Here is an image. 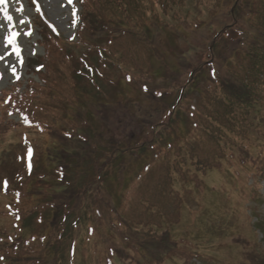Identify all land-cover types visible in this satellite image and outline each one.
I'll return each mask as SVG.
<instances>
[{
    "label": "trees",
    "instance_id": "1",
    "mask_svg": "<svg viewBox=\"0 0 264 264\" xmlns=\"http://www.w3.org/2000/svg\"><path fill=\"white\" fill-rule=\"evenodd\" d=\"M209 1L79 0L82 12L75 43L65 41L36 22L39 28L42 27L40 34L44 40L45 57L30 60L28 68L30 73L39 75L41 83L31 80L23 94L12 90L0 99L5 116H10L13 110L22 116V122L16 124L0 122V132L22 133L21 146L31 134L49 137L50 142L54 143L76 141L77 147L90 144L89 132L93 133V129L83 108L91 104L93 96L85 90L83 81L95 88V76L99 75L103 65L108 64L105 62H110L122 70L128 82L137 77L135 81L141 83L140 74L145 72V83H148L153 78L152 58L157 59L156 55L152 53L148 57V66L144 71L143 62L136 56V49H148V34L152 37L153 30L166 29L173 20H179L185 26L186 20H181L173 11L174 6L175 9H187L189 14L194 12L202 18L200 23L205 24L206 19L212 18L207 13L210 10ZM30 5L33 6L32 3ZM203 8L207 10L206 13ZM232 14L236 25L217 32L207 65H202L190 76L174 78L176 81H170L169 86L161 87L163 91L173 88L167 90L161 99L165 109L169 107L163 103L168 102L173 108L182 107L189 103V98L198 94L196 106L192 108V118L185 112V107L182 110L172 109L167 120L151 127L145 140L137 137L127 144H106L109 147L106 153L108 164L122 162L127 157L136 164L134 176L140 185L132 187L133 193L127 189L131 200L127 211L135 213L134 219L128 220L116 210L111 217L112 198L102 192L100 183L94 180V173L91 174L89 186L76 196L78 208H74L72 199L63 195L65 189L62 188L68 186L70 177L60 172L68 170L69 173L73 167L66 162V168L58 171L50 181L43 173L38 181L35 179L37 173L33 171L27 175L28 182H22V187L8 190L5 196L10 197L11 209L6 210V214L13 220V230H19L14 219L22 218L23 223L25 216L29 218L39 212L44 215L51 205L56 220L73 213L84 216L89 222L87 235L90 236L87 239L93 237L96 229H101L108 255L104 264H168L170 258L162 255L154 258L155 241L144 230L151 232L165 228L167 231L177 222L182 205L180 196L190 193L187 188L202 190L212 173L219 176L231 168L247 176H263L264 81L261 76L264 75V0H235ZM237 38L238 51L234 52V56L236 64H241L245 77L225 68L222 73L221 69L215 67L219 43L236 41ZM131 41L135 42L134 46ZM130 64L133 68L129 67ZM36 66H43L44 72H35ZM125 67L131 68L130 71ZM230 67L231 61L228 63ZM237 68L240 70V65ZM210 76L211 79L208 78ZM161 78L169 79L167 76ZM180 82L183 85L178 84ZM200 83L201 89L198 87ZM159 94L162 96V93ZM4 134L2 138L7 137ZM241 136L247 138L250 146L238 145ZM234 146L238 149H234ZM88 151L89 146L76 155L82 157ZM44 155L46 153L41 155V160L47 156ZM95 157L91 156L89 160ZM253 186L258 188V182ZM92 188L94 191L90 194L88 190ZM239 198L242 202L244 192ZM255 215L258 214L255 212ZM250 222L247 218L246 225L250 226ZM258 231L264 234L262 226ZM6 232L0 225V256L7 254L9 264H19L15 255L21 252L22 264L60 263L57 255L62 249L64 235L53 234L41 248H37L35 242L31 244L24 238L23 233L7 235ZM67 239L76 246L77 237ZM233 240L239 242L238 238ZM144 242L153 243V247L148 249V244ZM70 246L67 244L65 248ZM92 249H95V245ZM241 249L245 257L258 260L250 241H244ZM169 253L176 258L175 247L172 246ZM180 257L186 261V251ZM62 258L66 262L64 251ZM256 264H264V258Z\"/></svg>",
    "mask_w": 264,
    "mask_h": 264
},
{
    "label": "rangeland",
    "instance_id": "2",
    "mask_svg": "<svg viewBox=\"0 0 264 264\" xmlns=\"http://www.w3.org/2000/svg\"><path fill=\"white\" fill-rule=\"evenodd\" d=\"M234 1L210 0L207 2L210 3V10L208 12L205 8L203 10L212 18L206 19L205 24L200 23L202 18L194 12L189 14L187 9H175L174 6L173 11H176L181 20H186L185 26L181 25L179 20H173L168 28L153 30L152 37L148 34V49H136V54L138 53L136 56L143 62L144 71L148 66V57L152 53L156 55L157 59L152 58L153 78L148 83H145L147 77L145 72L140 74L141 83L135 81L137 77L128 82L122 70L110 62H105L108 64L103 65L98 75L100 78L95 76V88L90 84L87 85V81H83L85 90L93 96L91 104L87 102L89 105L83 108L93 129V133L89 132L90 144L86 143L83 147H77L76 141H70L68 144L61 141L54 143L50 142L49 137L31 134L32 136L26 137L21 146L22 133L0 132L2 134H0V225L7 231V235L18 234L19 230H13V220L6 214L10 197L5 196L6 193L1 190V181L7 180L9 186L14 189L22 187V182H28L27 174L31 169L37 173L35 179L38 181L42 173L50 181L58 171L66 168V162H68V166L73 165L72 171L60 172L70 177V183L63 191V195L72 196L75 190L74 182L80 189L87 187L91 181V174L94 173L96 181L102 182V192L110 196L115 203L120 202L127 189L131 191L133 186L140 185V181L134 176L137 169L131 158L127 157L122 162L114 160L117 163L107 164L106 153L109 147L106 144L122 142L127 144L130 139L137 137H141L142 141L145 140L147 131L167 120L172 109L182 110L185 107V112L192 118V108L196 106L195 100L199 95L195 94L189 98L188 104L178 108H173L168 102L163 103L164 106L169 107L165 109L162 107L161 99L167 90L173 88H165L166 90L163 91L161 87H167L170 81H176L173 80L174 78L190 76L202 65H207L211 57L212 42L217 32L236 25L232 14ZM202 2L205 3V0ZM5 11L12 17L11 21L5 19ZM81 12L79 0H5L4 4H0V57H3L0 59V99L12 90L23 94L31 80L41 83L39 75L31 74L28 68L30 60L35 61L45 57L44 40L40 34L42 27L39 28L36 22L46 26L51 32H56L65 41L75 43L78 40ZM12 33H16L14 44L15 49L19 50V55L13 45L6 42V37H10ZM242 36L245 38L244 34ZM238 41L239 38L236 41L219 43L215 67L221 69L222 73L225 72L223 70L225 68L236 75L245 77L241 64H236L234 56V52L238 51ZM131 44L134 46L135 42L131 41ZM230 61L231 67L228 68ZM238 65L240 70L237 68ZM132 66L130 64L129 67L133 68ZM129 67L125 68L130 71ZM13 68L15 72L12 71ZM36 70L44 72L41 67H37ZM136 75L138 76L137 72ZM161 76H167L170 80ZM208 78L211 79V76ZM261 78L264 81V75ZM167 81L169 82L164 84ZM178 84L183 85V82ZM175 87L180 88V86ZM198 87L201 89L202 83L198 84ZM159 93H162V96H159ZM3 107L0 104V122L4 124L22 122V116L15 110L10 116H5L2 113ZM156 129L160 131L159 127ZM3 134L7 137L2 138ZM74 138L78 140L77 137ZM238 145L250 146L247 138L239 140ZM88 146L89 151L82 157H77L76 154L82 153ZM61 147L65 151H62ZM234 149L238 148L234 146ZM43 153L47 156L44 155L45 159L41 160ZM91 156L95 157L92 161L89 160ZM230 172L238 179L231 176L226 183L233 184L234 181L243 183V201L241 202L238 195L228 192V184L223 187L216 185L213 179L219 178L221 181L222 177L212 173V179L208 181V185L215 189L199 190L200 195L203 196L201 203H195L194 197L187 196L188 206L182 209L178 223L175 222L167 231L165 228L151 230V232L144 230L146 235H150L155 241L154 258L158 259L160 255L169 258V252L172 251L173 246L176 248V258H170L168 264H256L263 260L264 234L258 229L262 226L264 230V175L247 176L232 168ZM256 182L259 184L258 188L253 186ZM235 189L241 193L242 184L236 183ZM88 191L92 194L94 188ZM124 203L125 206H129L127 198ZM123 208L119 209L124 217L134 216ZM113 215L112 213L111 217ZM247 218L251 221L250 226L246 225ZM34 226L36 225H29L25 231L26 236ZM84 232L83 230L76 249L74 264H102L103 259L107 257V245H104L101 229L95 230L90 242H85ZM25 234L23 233L24 236ZM235 238L239 239L238 243L233 240ZM94 239L98 248L97 252L90 249L91 241ZM244 241L251 242L252 248L257 252L258 260L243 255L241 244ZM144 243L148 244V249L153 247V243ZM61 248L58 251L57 260L59 259V264H67L62 258L63 251L65 253L66 251L63 246ZM89 249L93 253H90ZM184 251L188 257L186 261L180 257ZM82 252L86 255H81ZM18 260L17 256V262Z\"/></svg>",
    "mask_w": 264,
    "mask_h": 264
},
{
    "label": "snow or ice",
    "instance_id": "3",
    "mask_svg": "<svg viewBox=\"0 0 264 264\" xmlns=\"http://www.w3.org/2000/svg\"><path fill=\"white\" fill-rule=\"evenodd\" d=\"M4 3H5V0H0V4H4ZM37 10L39 9L37 8ZM17 11H22V9H17ZM4 16L6 20L11 21L12 17L8 15L7 11L4 12ZM21 23H23V21H21ZM15 36H16V33H12L10 37H6L7 44H12L14 49H15V44H14ZM15 50L17 52V55H19V50L18 49H15ZM2 58L3 57H0V59ZM12 71L15 72V69L13 68ZM5 187H6V182H5Z\"/></svg>",
    "mask_w": 264,
    "mask_h": 264
}]
</instances>
